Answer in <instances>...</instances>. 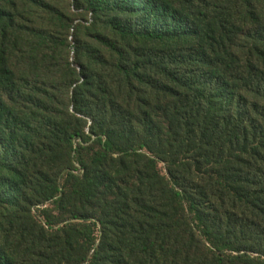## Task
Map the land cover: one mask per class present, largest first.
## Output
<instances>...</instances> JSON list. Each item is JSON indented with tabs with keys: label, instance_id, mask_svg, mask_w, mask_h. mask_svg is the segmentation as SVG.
I'll return each mask as SVG.
<instances>
[{
	"label": "trees",
	"instance_id": "obj_1",
	"mask_svg": "<svg viewBox=\"0 0 264 264\" xmlns=\"http://www.w3.org/2000/svg\"><path fill=\"white\" fill-rule=\"evenodd\" d=\"M70 1L103 23L90 38L110 61L82 50L62 121L39 82L78 83L67 62L53 77L63 16L0 0V264H264V0ZM91 219L100 244L72 222Z\"/></svg>",
	"mask_w": 264,
	"mask_h": 264
},
{
	"label": "rangeland",
	"instance_id": "obj_2",
	"mask_svg": "<svg viewBox=\"0 0 264 264\" xmlns=\"http://www.w3.org/2000/svg\"><path fill=\"white\" fill-rule=\"evenodd\" d=\"M207 1L212 2V5L220 6L221 4H218V2L219 1L222 2L223 0H212V1L207 0ZM49 2L58 12L61 13V15L63 16V21L67 25V31H64L63 35L61 36H60L61 24L56 23L52 27L54 32L56 30L59 31L57 35H55L57 37L58 44H60L61 41L60 38H61L63 41L67 42L68 46H70L67 50L65 57L60 58L56 56L57 57L56 64H58V69L57 72L53 75V77H59V79L63 78V74L61 72L63 68L61 64L65 65L67 62L72 66V69L76 72L75 80L78 83L73 87H71L69 92L60 87L56 89L49 87L47 81L48 78L45 77L40 80L39 87L40 90L45 92L48 97L51 98V95L49 93L54 94L56 97V100L52 101V103L49 100L46 101L47 105L50 106V108L52 107L54 110L55 109L57 110V112H55L56 114L53 115V118H57V119L61 118L62 121H66V119L64 118L65 116L64 114L66 113V110L64 109L65 107L62 106V103L67 102L68 105V101H67L68 96L64 98L61 97L60 94L67 93L69 95V99H72L74 91L77 88H80L81 86L84 85L85 79L82 77L83 72L81 71V69L84 65L88 66L89 61L87 60L86 56L82 53V50L83 49L87 50L88 48H90V50H92V53H94L95 55H96L95 52H103V56H105L108 59V61H110V58L107 57L106 52L102 49V47L99 44H97L96 41L90 38V36L95 37L98 34L106 33L104 25L101 21L98 22L99 25L97 27V22H95L94 19H91L86 14H81L77 12L75 13V11L73 10L75 8L74 2H71L70 0H49ZM75 4L82 9H86L87 7V4L84 0H77ZM101 73H103L101 68L98 69L96 67H93L91 69L90 75L101 74ZM71 81L72 80H70V82ZM61 86H63V84ZM87 93H88V89L87 87H85V89L81 91V94L86 96ZM69 111L70 113L74 114L72 103H69ZM76 117L81 121L80 128H83L85 126V133L87 136H90V127L93 124L92 120L79 114ZM71 120L74 123V125L79 126L77 124L76 119H71ZM84 146L86 148V150L83 151L85 163L87 166H90L92 163L93 155L100 150V147L98 144L95 143L94 139L89 143L84 144ZM83 168H84L83 165H80L78 162H76L75 163L76 171H74L75 175H83L84 173ZM158 169L163 176H167L165 164L159 163ZM55 207L56 206L53 203H48L46 205L38 206V208L35 209L34 213L37 217H40L43 224H45L46 220L43 217L44 210L46 209L53 210L55 209ZM59 214L60 212L58 213L55 212L56 216H60ZM72 222L75 224H91L92 222H96L97 226H92V229L95 230L94 237L97 238L98 240L97 244H100V241L103 236V232H102L103 226L101 225L100 222L94 219L88 221L74 220ZM236 255L237 253L225 252L223 256L228 257V256H236ZM252 256L254 257L255 255Z\"/></svg>",
	"mask_w": 264,
	"mask_h": 264
}]
</instances>
